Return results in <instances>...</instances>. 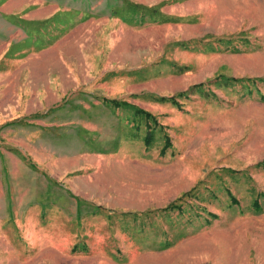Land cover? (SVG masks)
<instances>
[{"label": "rangeland", "instance_id": "1", "mask_svg": "<svg viewBox=\"0 0 264 264\" xmlns=\"http://www.w3.org/2000/svg\"><path fill=\"white\" fill-rule=\"evenodd\" d=\"M0 264H264V0H0Z\"/></svg>", "mask_w": 264, "mask_h": 264}, {"label": "trees", "instance_id": "2", "mask_svg": "<svg viewBox=\"0 0 264 264\" xmlns=\"http://www.w3.org/2000/svg\"><path fill=\"white\" fill-rule=\"evenodd\" d=\"M200 85H202V84H196V86H194V87H199ZM164 100L165 99H167V98H163ZM171 99L172 100H175L174 99V97H171ZM115 101V103L118 101V100H114ZM117 106H120V105H129L126 101H118L117 102V104H116ZM146 114L148 115V116H150V117H152V114L151 113H148V112H146ZM151 138H152V136H151V134L150 135H148L147 137H146V143L147 144H151ZM234 201H238L236 198H234ZM173 206L174 205H170V206H168V207H166L165 209H172L173 208Z\"/></svg>", "mask_w": 264, "mask_h": 264}]
</instances>
